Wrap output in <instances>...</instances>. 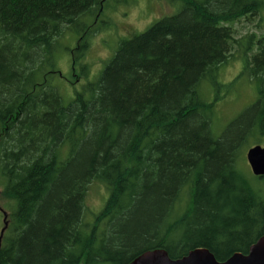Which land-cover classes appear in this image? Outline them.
<instances>
[{
  "label": "trees",
  "instance_id": "1",
  "mask_svg": "<svg viewBox=\"0 0 264 264\" xmlns=\"http://www.w3.org/2000/svg\"><path fill=\"white\" fill-rule=\"evenodd\" d=\"M106 1L0 0V206L11 208L0 264L246 253L264 235V175L240 165L264 137V35L237 36L233 24L264 0H170L174 13L120 40L65 103L59 51L81 62ZM237 56L257 98L215 135L219 92L236 80L223 84L218 71ZM94 180L108 196L88 222Z\"/></svg>",
  "mask_w": 264,
  "mask_h": 264
},
{
  "label": "rangeland",
  "instance_id": "2",
  "mask_svg": "<svg viewBox=\"0 0 264 264\" xmlns=\"http://www.w3.org/2000/svg\"><path fill=\"white\" fill-rule=\"evenodd\" d=\"M176 9L177 7L170 0H107L104 19L109 29H103L101 33L91 35L88 40L89 49L83 55L81 62L72 65V55L66 49L68 46H64L59 51L58 65L64 77H56L54 82L59 87L64 102L67 103L77 92L84 90L89 82L97 79L120 40L130 38L134 34L144 31L151 23L165 15L174 13ZM114 24L115 34L111 31ZM130 26H135V28L130 31ZM233 26L237 29V36L249 31L256 32L257 37L264 35V5L260 9L259 15L251 21L242 19L235 22ZM65 43L68 45V41H65ZM69 44L71 46V41H69ZM240 57L237 56L227 60L225 64L220 66L218 71V79L223 84L236 80L226 92L223 90L219 92L220 94L224 93V96L215 106L213 119V132L215 135H219L230 120L257 98L256 82L246 75L238 76L243 67V61ZM212 95L213 90L209 89L207 97L211 98ZM259 144L264 145V137L259 141ZM250 145L242 149V161L240 163L243 168H247L249 171L245 152ZM1 181L2 176L0 175V184ZM107 196L108 189L104 183L97 180L90 182L85 197L84 219L86 221L91 222L93 220L94 215L103 206ZM1 203H3L2 200ZM4 203L7 202L4 201ZM1 208L0 206V231L4 220L3 211L7 215L11 212V208L6 210Z\"/></svg>",
  "mask_w": 264,
  "mask_h": 264
},
{
  "label": "water",
  "instance_id": "3",
  "mask_svg": "<svg viewBox=\"0 0 264 264\" xmlns=\"http://www.w3.org/2000/svg\"><path fill=\"white\" fill-rule=\"evenodd\" d=\"M250 171L255 176L264 175V145L255 144L245 152ZM4 227L7 225V214L3 211ZM128 264H264V235L252 243L246 253L234 252L227 259L217 260L207 248L199 247L189 251L180 258H171L164 249L146 250L135 256Z\"/></svg>",
  "mask_w": 264,
  "mask_h": 264
},
{
  "label": "flooded vegetation",
  "instance_id": "4",
  "mask_svg": "<svg viewBox=\"0 0 264 264\" xmlns=\"http://www.w3.org/2000/svg\"><path fill=\"white\" fill-rule=\"evenodd\" d=\"M98 16H97V18H95V26H96V30H95V32H94V34H97L98 32H100L101 33V31L103 30V29H109V26H107V22L105 21V19L101 16V15H99V14H97ZM101 16V17H100ZM103 23V25L101 26V27H99V25H100V23ZM97 23H99V24H97ZM112 28V27H111ZM130 31H132L134 28H135V26H130ZM111 31H113L114 32V34L116 33V31H115V24H114V28H113V30H111ZM129 31V32H130ZM89 49V43H88V40H87V42H86V49H85V51H87ZM86 53V52H85ZM4 227V220H3V226H2V228ZM1 228V229H2ZM1 231H0V245H1Z\"/></svg>",
  "mask_w": 264,
  "mask_h": 264
}]
</instances>
